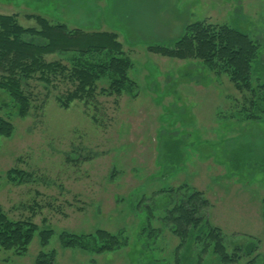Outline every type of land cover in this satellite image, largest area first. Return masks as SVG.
<instances>
[{"label":"rangeland","instance_id":"obj_1","mask_svg":"<svg viewBox=\"0 0 264 264\" xmlns=\"http://www.w3.org/2000/svg\"><path fill=\"white\" fill-rule=\"evenodd\" d=\"M0 14L25 28H37L27 19L37 16L117 34L134 84L115 96L103 78L93 95L64 108L57 97L67 99L71 84L32 80L24 118L0 89V118L14 127L0 138V207L38 228L25 254L0 250V264H37L41 256V264H264V114L243 118L249 93L201 61L149 51L173 45L196 23L237 29L259 46L256 87L264 83V0H0ZM73 57L45 60L68 66ZM13 170L22 183L9 180ZM184 186L207 198L224 254L171 230L168 209ZM45 231L53 232L48 246ZM98 231L127 242L99 254L60 241L67 233L88 242Z\"/></svg>","mask_w":264,"mask_h":264},{"label":"trees","instance_id":"obj_2","mask_svg":"<svg viewBox=\"0 0 264 264\" xmlns=\"http://www.w3.org/2000/svg\"><path fill=\"white\" fill-rule=\"evenodd\" d=\"M27 19H34L38 27L25 28L17 16L0 14V89L10 95L20 117L28 116L31 110L29 87L32 80L44 83L45 88L51 87L58 78L71 84L73 90L68 91L67 99L57 97L64 108L93 95L96 83L106 77L110 79V95L121 96L134 86L129 77L131 61L126 58L117 34L70 29L37 16H27ZM28 37L32 40L26 39ZM258 50L259 46L239 30L208 23L187 27L185 34L171 46L149 47L151 53L183 61H201L215 76L226 75L237 91L249 93L241 108L243 118L248 121L261 120L264 114V83L256 87L252 85L254 75H259L254 73L255 65L260 62ZM55 54H73L74 57L68 66L45 60L46 56ZM99 58L106 59L97 62ZM101 93L105 94V91ZM13 129L9 121L0 118V138L10 137ZM20 177L21 174L15 170L8 174L11 182L22 183ZM183 189L185 191L176 199L177 202L170 204L168 209L166 220L171 230L182 242L186 238L195 241V237L201 236L214 246L218 255L224 254L223 231L209 221L207 198L195 189L180 188L181 191ZM37 232L35 224L12 220L0 207V250L25 254ZM52 235V231L41 233L42 245L48 246ZM60 241L64 248L97 250L99 254L118 249L127 242L105 231L91 235L88 242L67 233L60 237ZM98 242L101 244L99 247ZM41 258L37 264H41Z\"/></svg>","mask_w":264,"mask_h":264}]
</instances>
